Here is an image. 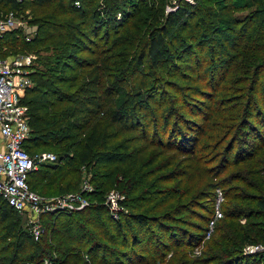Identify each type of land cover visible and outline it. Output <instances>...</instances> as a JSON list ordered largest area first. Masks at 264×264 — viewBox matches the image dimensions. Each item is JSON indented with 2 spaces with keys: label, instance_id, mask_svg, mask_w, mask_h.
<instances>
[{
  "label": "trees",
  "instance_id": "obj_1",
  "mask_svg": "<svg viewBox=\"0 0 264 264\" xmlns=\"http://www.w3.org/2000/svg\"><path fill=\"white\" fill-rule=\"evenodd\" d=\"M3 1L17 14L27 10L22 17L34 27L29 39L21 29L6 30L0 37V58L28 53L37 56L31 66L32 86L25 89L22 99L28 105L30 135L24 147L29 153L49 150L47 147L71 140L78 163L94 171L90 181L99 180L100 188L90 192V195H98L99 201L104 189L108 188V178L112 176L113 182L118 183L116 188L127 194L134 193L149 179L151 172L146 167L151 161L140 160L139 157L147 145L190 155L187 156L190 160L186 165L188 169L177 172L186 175L183 180L187 183L185 192L194 187L199 189L204 175L209 176V180L206 179L208 191L214 198L220 192L227 197L226 188L221 187L230 181L251 185L242 173H231L229 178L221 175L233 163L252 160L256 151L263 147L264 111L258 106L251 107L252 100L250 103V98L246 99L240 105L241 113L242 110L249 112V119L242 120L244 128L235 131V137L227 146L223 144V133L228 126H223L221 134L216 132V139L212 135L206 146L197 152L195 149L189 151L192 146L188 142L195 145V133L200 132L201 126L186 123L195 122L191 116L184 122L185 127L176 124L178 114L172 111L173 101L160 91L156 82L165 79V85L169 80L164 75L176 70L173 63L183 61L185 56L188 63V55L194 46L204 52V68L210 67L211 80L217 67L239 71L240 80L252 70L256 73L254 85H257L261 74L264 75V6L255 12L254 9L249 10V14L237 15L234 12L261 4V0H195L193 3L176 0V4H171L176 6L174 9H168L167 5L172 0H156L150 4L145 0H104V9L101 10L90 6L94 0H79V6H75L72 0ZM143 10L146 15L141 18V24L148 28L131 34L129 29L134 27V22L130 23L128 30L125 27L136 12ZM167 28L183 32L192 28L187 38L181 41L183 47L180 50L173 47L179 37L165 38ZM234 32L237 37L238 34L244 35L242 40L238 41L236 36L230 38ZM189 41L195 42L189 46ZM120 45L134 46V50L125 53L130 57L129 63L118 70L117 75L111 76L107 67L110 55L107 53ZM122 51L117 52L123 54ZM82 52L95 58H83ZM144 59L147 66L142 64ZM81 70L86 72L75 75V78L64 74ZM198 71L203 72L202 69ZM64 84L67 88H63ZM207 99L215 101L213 97ZM208 101L204 100V105H208ZM194 109V115H200L202 105H196ZM151 125L154 126L153 134L149 133ZM161 125L162 130L159 128ZM129 130L137 131L131 137L144 144L132 142L123 145L124 138L116 141L123 131ZM121 148L130 150L122 155L116 152ZM61 161L64 164L55 166L57 172L49 180L53 183L60 177L52 191L58 194L79 188L76 179L71 180L67 176L77 173L78 168L71 167L75 160L65 153ZM125 162L124 167L119 166ZM44 167L46 164L28 174L30 187L33 178L40 177L43 173L40 170ZM103 168L107 171L99 172ZM144 192L132 196L136 205L128 202L131 212L122 213L115 219L109 216L105 206L45 214L41 217L43 231L38 240H34L27 228L22 227L18 212L0 197V264H45L44 259L48 264H182L186 253L204 247L209 235L203 238L210 221L212 227L217 219L216 207L223 214L222 200L218 204L215 200L213 205L216 207L213 206L211 214L205 216L204 228L201 226L197 232H189L182 226L167 224L178 222V209L172 208L152 216L147 214V211L159 210L168 200L156 207L140 210ZM147 200L150 203L152 198ZM253 200L257 211L264 214V194H256ZM156 230L165 233L169 243L163 235L156 234ZM249 234H252L254 244L262 243L261 239L264 241V232L256 230ZM225 239L227 245L221 246L212 238L204 257L188 264H264V259L259 257L261 252L240 253L244 245L242 239L238 238L236 245V239L235 242L230 237ZM182 249L185 252L180 254Z\"/></svg>",
  "mask_w": 264,
  "mask_h": 264
},
{
  "label": "rangeland",
  "instance_id": "obj_2",
  "mask_svg": "<svg viewBox=\"0 0 264 264\" xmlns=\"http://www.w3.org/2000/svg\"><path fill=\"white\" fill-rule=\"evenodd\" d=\"M147 1V4H150L153 1L156 0H145ZM193 2L195 0H192ZM188 2H190L188 0ZM192 2V3H193ZM175 2L171 1L168 5V9H174L176 6H172L171 4H174ZM228 3V2H227ZM258 5V6H257ZM253 4L248 9H244L241 11H235L234 14H245L248 13L249 10H253L255 12V9L262 8L264 6V0H261V4ZM90 6H95L96 8L99 7V10L104 9V0H94L90 2ZM214 8V7H212ZM0 9L2 10V14L0 16H4L5 14H10V9H8L7 5H5L3 0H0ZM27 12V10L25 11ZM24 12V13H25ZM23 14H16L15 17H12V20L16 22L17 20H20L21 22H26V18H23ZM263 13V11H262ZM14 14V13H13ZM117 15L119 13H116ZM249 14V13H248ZM146 15V11H139L136 12V14L132 17L129 24L125 27L128 30L129 27H131V22H134V27L129 29L131 31V34L137 33V31L143 30L145 31L148 26H144L141 24V18H143ZM119 16V15H118ZM4 18V17H3ZM118 18V17H117ZM3 20V19H2ZM138 20V21H137ZM23 22V24H24ZM130 25V26H129ZM29 30L31 29L32 32H29V36L32 35L34 27L32 25H28ZM192 28L190 30L183 32L180 29L177 28H167V34L165 35L166 39H173L174 37H179L178 40L174 42V48L176 50H180L183 45L181 46V41H183L184 38H187V35L190 33ZM13 30V29H11ZM28 30V31H29ZM236 36V33L230 35V38ZM244 35L238 34L237 40H242ZM220 41V40H219ZM191 44H194L195 41H189ZM134 44V43H133ZM90 47L94 48L93 44H89ZM181 46V47H180ZM118 50H123V54H119L117 52ZM134 50V46H125L120 45V47L114 49L111 51V53H107L109 57V63L108 65V73L111 76L117 75L118 70L121 68H124L130 61V57L128 55H125L126 52L130 51L132 52ZM83 58L89 59L95 58L91 56L87 52L80 53ZM35 57H37L34 54ZM204 52H202V49H198L194 46L191 47V53L188 55L189 61L185 60L187 57H183V61H176L173 63V65L176 67V70L171 71L170 74L164 75V78H167L169 81L167 83H163L165 79H162V81L156 82L160 88L161 92H164L166 94V97L169 99H172L173 101V113L178 114V118L175 120L176 124H181V126L185 127L184 122L187 120V117L191 116L190 118L194 120L195 122H188L190 125L198 123L201 126V130L198 133V131L195 133V145L194 142L191 145L190 142H188L189 146H192L189 151L195 149L196 152L199 150L200 147L206 146V142L209 143L208 140L209 137L212 135L215 137V139L218 137L216 132H219L221 134L223 131V126H228V129L226 128L224 131L225 141L224 145L227 144L235 137V131L239 130L240 128H244L242 123V120L247 121L249 118L248 113L244 112L242 110L241 113V106L245 100L250 98V103L252 100V106H258L259 109H262L264 111V75L263 73L258 79L257 85H254L256 76V73H253L252 70L248 71L245 74V77L240 80L241 74L238 71L225 70L221 67H217L216 71L212 74V80L211 76H209V70L210 67L204 68ZM218 56V55H217ZM219 57V56H218ZM144 66H147V60L144 59L142 61ZM237 62V61H236ZM242 62H245V60H242ZM198 69H202L203 72L199 73ZM86 72V70L81 71H66L64 74L65 76H70L72 78H75V75H82ZM205 72V73H204ZM220 76H219V75ZM223 74V75H222ZM132 79H130L131 81ZM130 81H127L126 83H131ZM167 84V85H166ZM169 86V88H168ZM63 88H67V85H63ZM246 95V97H245ZM22 99L25 97V91L22 92L21 95ZM213 97L215 99L214 103L213 101H208L207 98ZM244 97V98H243ZM204 100L208 101L209 104H212V108L209 106V104L204 105ZM196 105H202V111L200 115H194L195 109L194 107ZM173 114V115H174ZM173 115L171 116V120L173 119ZM247 115V116H246ZM194 116V117H192ZM252 121V120H251ZM171 122V121H170ZM162 130V125L159 127ZM189 128V126H188ZM247 129V127H245ZM160 131V129H159ZM154 132V126L151 125L149 127V133L153 134ZM202 132L204 137L201 138ZM163 132L161 131V134ZM134 134H137V131L135 133L129 131H123L118 139L116 141H120L122 138H124L123 145H126L128 143H134L136 142L138 144H144L141 143L143 141L135 140V138H132L131 136H135ZM239 136V135H236ZM227 138V139H226ZM211 141H214V139H211ZM72 141H66L62 144H59L57 146H51L47 147L49 150L55 151L58 153V157L56 162L48 163L46 164V167L41 168L40 171L43 173L40 174V177L35 176L31 182V190L43 195V196H58L59 194H66L69 192H52L54 191L55 187V181L60 179L58 177L53 183L49 182V180L56 174V170H54L55 166L63 165V161L61 159L64 157V154H68L69 156H72L75 162L71 165L73 168H78L77 173L75 175H67L71 180L76 179L77 186L81 184L83 178L86 180H89V183L93 189L100 188L98 186L99 180H96L94 183L90 181V178L93 174V170H87L84 165H81L76 160V152L74 151V146H71ZM146 144V143H145ZM133 146V145H132ZM130 149H118L116 151L119 154L125 155L126 152H128ZM201 151V150H200ZM204 152V151H203ZM196 154V153H195ZM187 156L190 155H180L178 153H175L174 151L169 150H163L154 146L147 145L146 149L142 151L139 154L140 160L142 159H148L151 161L149 165L146 167V170H150L151 175L149 179H147L143 184L139 187L138 190H136L132 194H127L122 191H120L116 186H118V183H114V177L108 178L109 179V185L108 188L104 189L102 200L99 201L98 195H95L92 193V195H86L88 198V205H86L84 208L89 206H105L109 216L113 215V218H117L122 215V213H128L131 212V208L128 207L129 204H135L133 200L135 199L132 196H135L137 193H140L141 190L146 191L144 192L142 196V208L140 210H146V208H151L153 206H157L159 203H163L164 201H167L162 206H160L159 210L155 211H147L148 215H158L162 214L163 212H166L167 210H170L174 208V210H179L177 215V221L178 222H168L167 224L171 225H177L182 226L183 228L187 229L189 232H197L201 226H205V216H209L211 214V209L213 206L216 207V205H213V203L216 200L215 204H218L221 200V210L223 214H218L217 219L215 221V228L213 226L211 227L210 231H206L204 238H207V241L202 249H199L198 251H195V249L190 252L186 253V256L182 258L183 262L182 264H188L191 262V260L199 259L200 257H204V252L206 251V248L211 244L210 240L212 238H215L216 241L220 242L221 246H226L225 244L227 241L225 238H229L233 242L234 239H242L241 243L244 244L241 247L240 253L243 254H250L254 252H261V255L259 254V257L261 259H264V241L261 239L259 244H254V242L251 241L252 234H249L250 231L255 232L256 230L260 232H264V214L259 213L257 211V207L255 205V202L253 200V197L258 195L264 194V145L259 150L256 151L255 155L253 156L252 160H244L238 162V164H231L229 165L227 171H225L221 177L227 176L231 173H242L245 177V180L247 182H250L251 185H247L245 183L239 182V181H230L228 184H226L224 187H221L227 191V197H223L221 192L217 194L216 198L214 196L212 197L208 191V185L207 180H209V176L207 177L204 175L203 183L199 184V189H196L194 187L190 192H185V185L187 184L183 180L186 179V175L184 174H178L177 172H185V169H188L186 165L190 163V160H188ZM159 164L162 166L161 169H159ZM45 165V164H44ZM126 165L125 163L120 164L119 166L124 167ZM261 166V167H260ZM258 170V172L256 171ZM107 171L106 168L99 169V172H105ZM40 173V172H39ZM176 173L178 175H176ZM50 176V177H49ZM67 177V178H68ZM229 178V177H228ZM227 178V180H228ZM207 179V180H206ZM211 180H214L210 177ZM217 179V178H215ZM67 180V179H64ZM206 181V183H205ZM229 181V180H228ZM30 185V184H29ZM98 186V187H97ZM80 187V186H79ZM237 187V189H236ZM77 188V187H76ZM256 188V189H255ZM77 191V190H74ZM73 191V192H74ZM142 191V192H143ZM198 192L195 195V192ZM71 192V191H70ZM141 192V193H142ZM52 193V194H50ZM140 193V194H141ZM109 194H117L119 195V202L117 204L118 210L116 211L117 214H112L111 210H108L106 206V196ZM153 196V197H151ZM236 197V198H235ZM149 198H152L151 202L148 203ZM171 198V199H170ZM225 198V199H224ZM147 200V201H145ZM123 203V205H121ZM160 204V205H161ZM83 208V209H84ZM219 210V209H218ZM227 214V215H226ZM20 217V223L23 228H27L26 221L23 215L18 214ZM221 216V217H219ZM244 216V217H243ZM101 219V217H99ZM210 225V224H209ZM217 227V229H216ZM210 228H208L209 230ZM28 230V229H27ZM217 230V231H216ZM29 231V230H28ZM156 234L163 235V238L167 243H169V240L166 238L165 233H162L161 231L156 230ZM218 232V235L216 233ZM223 240V241H221ZM255 246L257 248H255ZM180 254L182 252H185V250H179ZM169 254H171L169 252ZM264 262V260H263ZM211 264V263H209Z\"/></svg>",
  "mask_w": 264,
  "mask_h": 264
},
{
  "label": "built area",
  "instance_id": "obj_3",
  "mask_svg": "<svg viewBox=\"0 0 264 264\" xmlns=\"http://www.w3.org/2000/svg\"><path fill=\"white\" fill-rule=\"evenodd\" d=\"M172 1L176 4V0ZM72 2L79 6V0ZM15 16L13 11L9 15L0 16V37L6 30L21 29L25 38L29 39V32H32L29 24L24 21L23 24L20 20L14 22L12 17ZM34 58L31 53L0 58V197L24 216L29 233L34 240H38L43 231V215L83 209L89 203L86 195L90 194L93 187L89 180L83 178L77 191L58 196H43L30 188L28 174L41 165L57 160L53 151L29 153L24 147V142L30 135V125L28 105L22 101L21 95L26 88L32 86L30 73ZM105 199L108 210L117 214L119 195L109 194ZM215 212L216 215L220 214L217 207ZM211 225L212 221L208 231L211 230ZM44 263L48 264V260L44 259Z\"/></svg>",
  "mask_w": 264,
  "mask_h": 264
},
{
  "label": "crops",
  "instance_id": "obj_4",
  "mask_svg": "<svg viewBox=\"0 0 264 264\" xmlns=\"http://www.w3.org/2000/svg\"><path fill=\"white\" fill-rule=\"evenodd\" d=\"M8 57H12V56H8Z\"/></svg>",
  "mask_w": 264,
  "mask_h": 264
}]
</instances>
